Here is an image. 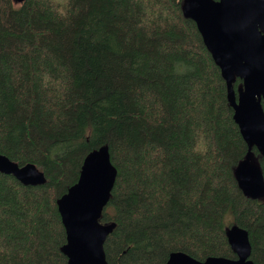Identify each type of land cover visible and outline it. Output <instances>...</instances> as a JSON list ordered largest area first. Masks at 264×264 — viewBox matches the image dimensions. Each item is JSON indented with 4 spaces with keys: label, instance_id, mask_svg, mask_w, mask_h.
Here are the masks:
<instances>
[{
    "label": "trees",
    "instance_id": "16d2710c",
    "mask_svg": "<svg viewBox=\"0 0 264 264\" xmlns=\"http://www.w3.org/2000/svg\"><path fill=\"white\" fill-rule=\"evenodd\" d=\"M183 2L0 0V154L46 176L24 186L0 173V264L67 263L56 203L103 145L117 169L99 220L115 223L108 264L234 259L233 225L264 264V197L238 184L248 146ZM250 159L264 179L254 146Z\"/></svg>",
    "mask_w": 264,
    "mask_h": 264
},
{
    "label": "water",
    "instance_id": "95a60500",
    "mask_svg": "<svg viewBox=\"0 0 264 264\" xmlns=\"http://www.w3.org/2000/svg\"><path fill=\"white\" fill-rule=\"evenodd\" d=\"M22 3L24 0H13ZM183 15L190 18L226 82L227 99L233 119L248 146L236 178L243 192L253 198L264 197V179L251 163L250 150L256 147L264 159V0H184ZM242 80L236 93L233 84ZM0 173L12 175L24 186L46 182L45 173L34 163L23 165L0 154ZM117 169L103 145L83 159L77 181L57 200L66 233L61 252L66 264H108L103 244L115 223H100V217L113 189ZM236 258L208 257L199 261L178 251L169 254L165 264H254L249 258L248 231L233 225L226 230Z\"/></svg>",
    "mask_w": 264,
    "mask_h": 264
},
{
    "label": "rangeland",
    "instance_id": "374dc122",
    "mask_svg": "<svg viewBox=\"0 0 264 264\" xmlns=\"http://www.w3.org/2000/svg\"><path fill=\"white\" fill-rule=\"evenodd\" d=\"M250 160H251V159H250ZM251 163H253L252 160H251ZM253 164H254V163H253Z\"/></svg>",
    "mask_w": 264,
    "mask_h": 264
},
{
    "label": "flooded vegetation",
    "instance_id": "af4514ba",
    "mask_svg": "<svg viewBox=\"0 0 264 264\" xmlns=\"http://www.w3.org/2000/svg\"><path fill=\"white\" fill-rule=\"evenodd\" d=\"M262 98H264V97H262ZM261 101H262V99H261Z\"/></svg>",
    "mask_w": 264,
    "mask_h": 264
}]
</instances>
